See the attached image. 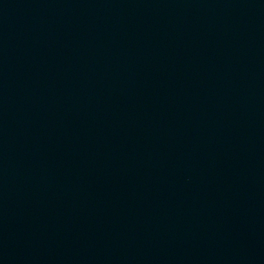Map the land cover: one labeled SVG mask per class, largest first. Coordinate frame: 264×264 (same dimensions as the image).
I'll return each mask as SVG.
<instances>
[{"label":"water","instance_id":"water-1","mask_svg":"<svg viewBox=\"0 0 264 264\" xmlns=\"http://www.w3.org/2000/svg\"><path fill=\"white\" fill-rule=\"evenodd\" d=\"M0 264H264V0H0Z\"/></svg>","mask_w":264,"mask_h":264}]
</instances>
